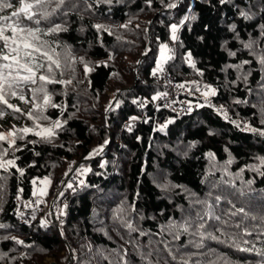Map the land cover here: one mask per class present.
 I'll return each mask as SVG.
<instances>
[{"label":"trees","instance_id":"trees-1","mask_svg":"<svg viewBox=\"0 0 264 264\" xmlns=\"http://www.w3.org/2000/svg\"><path fill=\"white\" fill-rule=\"evenodd\" d=\"M9 2L19 7V0ZM169 3L176 7H167ZM185 16L195 18L181 24ZM52 21L64 30L42 34L39 40L46 42L45 50L59 59L60 67L52 65L53 72L47 73L41 57L45 68L36 85L21 90L25 100L8 97L21 112L0 105V132L13 131L19 137L24 134L17 129L33 128L3 157L15 159L16 167L0 169V223L8 225L0 229V264H46V256L64 264L69 252L61 234L73 252L72 264H182V257L188 264H225L224 257L232 264H258L254 252L230 246L231 234L242 235L243 228L229 227L228 235H222L216 230L222 225L208 213L235 224L243 214L232 217L230 212L244 208L249 214L244 225L257 231L244 236L250 243L241 247H264V236L257 234L261 221L251 219L264 216V167L258 159L264 157V136L245 127L264 128V66L258 60L264 54V0H66ZM96 24L109 31H98ZM172 24L178 26L175 41ZM49 26L48 21L40 24L44 32ZM250 40L257 42L255 54L244 47ZM161 43L168 45L172 57L163 68L177 80L192 90L205 85L216 89L207 99L189 94L198 100L197 108L173 118L165 108L150 104L164 87L161 79L150 78ZM243 61L249 63L242 69L233 67ZM86 66L91 70L86 72ZM39 74L71 81L45 85L51 104L57 105L43 108L47 120L26 115L36 103L43 104V95L31 91L40 86ZM40 114L34 110L35 116ZM55 120L61 127L54 135H35ZM110 132L108 149L77 167L83 184L65 187L57 200L55 211L64 215L59 228L41 211L31 222L21 221L14 209L17 195L32 196L33 180L44 177L41 198L46 204L58 178L77 161L96 155L94 150L108 142ZM7 147V141H0V152ZM198 214L224 243L201 241L191 235L194 228L185 233L168 227L198 223ZM41 220L47 222L45 227ZM195 242L203 247H194Z\"/></svg>","mask_w":264,"mask_h":264},{"label":"snow or ice","instance_id":"snow-or-ice-1","mask_svg":"<svg viewBox=\"0 0 264 264\" xmlns=\"http://www.w3.org/2000/svg\"><path fill=\"white\" fill-rule=\"evenodd\" d=\"M100 2V0H98ZM106 3H112V0H104ZM222 4L227 3V0H220ZM148 3H151V0H148ZM55 4V7L49 11V6ZM66 4V0H19V7L14 9V5L9 2V0H0V13H3L6 9H14L11 11L10 15L4 14L0 15V61H5L6 63H0V105H5L8 109H11L13 112H21V109L16 107V105L9 103L8 97H18L19 100L24 101L25 97L22 93V89L28 85H36L37 84V75L41 73V70L45 68V64L40 62V58L44 57L48 67L47 73H52L53 68L52 65H55L57 68L60 67V61L57 58H53L52 55H49L48 51L45 50V43L39 40L40 35L47 33H57L59 31L64 30L59 23H55L52 21V17L57 13L58 10H63V6ZM169 8L176 7L174 3H169L167 5ZM242 16H247L246 13L241 12ZM195 17L185 16L181 21L183 24L185 21L189 19H194ZM42 21H48L50 26L47 29V32L40 27ZM94 27L99 31H109L108 27L103 24H96ZM121 27H126V25H121ZM234 27V26H233ZM178 26L176 24L171 25V39L175 41L177 39L176 32ZM10 32L11 35H7L6 33ZM111 34V33H110ZM264 34V33H262ZM256 41L250 40L249 42L244 44V47L249 49L253 54H255V45ZM7 50V51H5ZM171 49L167 44L161 43L159 46V56L156 61V68L153 69V75H155L158 71H163V64L171 59ZM38 54V55H37ZM146 54V53H145ZM229 55H235L234 52H229ZM190 59V54H189ZM259 63L264 66V54H261L258 57ZM249 63V61H243L241 64L234 65L236 69H242L244 64ZM91 69L85 67V71H90ZM249 73L243 74V78L247 79V75ZM40 86L37 88L31 89L33 95L42 94L43 95V104L36 103L34 105V109H30L26 115L33 120H47L48 117L43 115V108L45 106L57 107L55 104H51V96L48 94L45 85L49 83H70L71 81H56L51 76L46 74H39L38 76ZM177 87L183 88L184 85H177ZM158 94L154 96L153 99L159 98ZM205 99L210 96L216 95V89L211 86L205 85V91L203 92ZM135 103V101H133ZM240 101H237L239 103ZM39 109L41 114L39 116L34 115V110ZM262 113H264V109H261ZM4 115L3 109H0V116ZM225 117L227 118V113H225ZM135 119V118H133ZM171 123V121H169ZM235 123V121H233ZM264 124V121H261ZM39 127V125H37ZM61 127V122L59 120H55L52 122L51 127L41 128L40 131H36L35 135L42 138H48L54 135V130ZM247 130L257 133L260 136H264V128L256 129L250 128L247 125L245 126ZM17 132H22L24 135H20L19 137L15 136V132L8 131L7 133L0 132V141H7L8 147L3 149L0 152V169L5 171L8 170L9 166L16 167L15 159H4L3 157L8 154V150L13 148L16 144V139L23 140L25 135L30 132H33V128L23 127L21 129H17ZM107 143V141L105 142ZM19 150V149H17ZM94 151H98L94 150ZM211 156V153H209ZM88 158V157H86ZM260 167H264V157H259ZM231 163V160L228 161ZM103 166V165H101ZM254 170L259 171V167L250 166ZM71 170V169H70ZM17 171L23 175V169L17 168ZM87 171V169H84ZM243 171V170H242ZM67 175V173H65ZM261 175H264V172H261ZM249 184L251 181L248 182ZM33 184H35V180H33ZM83 184V181H81ZM71 187V185H68ZM22 191V190H21ZM45 193L41 191L40 195H44ZM33 195H37L36 192ZM63 195V193H61ZM19 198V197H18ZM219 201L220 197L216 198ZM39 203V201H37ZM199 203H206V201H199ZM23 216V213H18ZM240 214L241 216L240 222L233 224L230 220H224L222 216H217L213 212H209L208 215L214 220L220 222L222 227L216 228L217 231H220L222 235H228L225 229L229 227L235 228H243V234L233 233L230 236L232 239V243L230 246L235 247L238 251L241 252H250L255 253L260 257L258 264H264V247L256 248L253 243L251 247H241V243L249 244L250 241L245 240L244 236H251L254 232L257 231L256 227L250 230L244 225V221L249 218V214L245 212L244 208H237L235 211L230 212V216L235 217ZM33 219L35 217L33 216ZM198 223L195 221H185L183 225L178 224H170L168 227L174 231H183L185 233L189 232L190 228H194L195 231L191 233L193 236H199L200 240L203 241L205 238L218 240L219 237L214 235L212 232H209L206 227V222L204 221V217L198 214ZM251 219L256 220L259 219L261 221L258 235L264 236V216L256 217L252 216ZM41 226L45 227L47 222L41 220ZM8 225L0 223V229L7 228ZM130 230H135L132 228V225H128ZM208 227H215L214 225H208ZM143 234V233H142ZM9 237H3V239H8ZM176 238H179L177 235ZM12 240H15L17 244H23L22 240L17 239L16 237H11ZM224 243V241H219ZM194 247L202 248V242H195ZM173 259H176V256L173 255ZM190 259V257H189ZM225 264H232L231 261L227 260L226 257L222 258ZM182 264H188L187 259L181 258ZM215 264V262H213Z\"/></svg>","mask_w":264,"mask_h":264},{"label":"built area","instance_id":"built-area-1","mask_svg":"<svg viewBox=\"0 0 264 264\" xmlns=\"http://www.w3.org/2000/svg\"><path fill=\"white\" fill-rule=\"evenodd\" d=\"M150 78L154 81L161 79L164 83V87L157 91L150 100V104L153 107L165 108L170 117L181 116L183 114L190 113L197 108V102L188 97L190 89L182 81L177 80L168 68H163V71H158L155 75H153L152 72L150 74ZM181 84L184 85L183 88L177 87V85ZM162 93L165 95H160L159 98L153 99L154 96ZM80 179L81 176L74 173L70 177L68 185H77ZM42 188L43 180L41 179L35 184V192L37 195H32L27 198L17 195L14 209L15 211L23 213V216L20 215L21 221L30 222L35 212L38 211L39 205H41L40 203L42 202L40 195ZM37 201H39V203H37ZM63 216V213H60L58 215V220H61Z\"/></svg>","mask_w":264,"mask_h":264},{"label":"water","instance_id":"water-1","mask_svg":"<svg viewBox=\"0 0 264 264\" xmlns=\"http://www.w3.org/2000/svg\"><path fill=\"white\" fill-rule=\"evenodd\" d=\"M151 22H152V21H151ZM150 25H151V23L149 24V28H150ZM149 28H148V30H149ZM149 32H150V31H149ZM149 34H150V33H149ZM150 45H151V40H149V49H150V47H151ZM149 49H148V51L145 52L146 54L149 52ZM145 53H144V54L142 55V57L139 59L138 63H139V62L145 57V55H146ZM135 69H136V71H137V67H136ZM137 79H138V74L136 75V81H137ZM119 93H120V90H119V91L116 93V95L112 98V100H111L109 106L107 107V110H106V111H108V110L111 108V106H112L113 103L115 102V100H116V98H117V96H118ZM112 138H113V134H112V132H110V138H109L108 142L105 143L104 145H102V147L99 149V151L96 153V155H94V156H90V155L86 156V157H88V158L84 157L83 159H81V160L77 161L76 163H74V165L71 167V170L68 171V173H67V175L65 176L63 182L61 183L59 189L57 190V192L54 194L53 198L51 199V204H50V215H51V217H52L53 220H55V217H54V209H55L56 201L59 199L60 194H61V191L64 189V187H65V185H66V182L68 181V179H69V177L71 176V174H72V173L77 169V167H78L80 164H82L83 162H86V161H88V160L93 159L94 157H97V156L102 155L103 152H104L105 150L108 149V147H109V145H110V141H111ZM55 226H56V227H59L58 223L55 222ZM61 237H62L63 240L65 241L66 247H67L68 252H69V259H68V261H67L66 263H64V264H72V262H73V260H74L73 252H72V250H71V248H70V245H69L68 242L66 241V239H65V237H64L63 234H61ZM49 264H57V263H56V262H50Z\"/></svg>","mask_w":264,"mask_h":264},{"label":"rangeland","instance_id":"rangeland-1","mask_svg":"<svg viewBox=\"0 0 264 264\" xmlns=\"http://www.w3.org/2000/svg\"><path fill=\"white\" fill-rule=\"evenodd\" d=\"M152 21V20H151ZM151 21H150V23H151ZM149 23V24H150ZM151 46V45H150ZM159 55V54H158ZM205 91V86H202V87H198V88H194V90L192 91V93L194 92V94L195 95H198V96H200V97H204V95H203V92ZM200 94V95H199ZM51 127V126H50ZM44 128H46V127H44ZM100 147H102V145L100 146ZM99 147V148H100ZM65 176L66 175H62V176H60L59 178H58V180L56 181V183H55V185H54V191H53V194H52V196L50 197V199L49 200H47V202H46V204H45V207H44V213H49V207H50V204H51V199L53 198V196H54V194L57 192V190L59 189V187H60V185H61V183L63 182V180H64V178H65ZM63 192V191H62ZM57 202V201H56ZM62 207H64L65 208V205H63ZM54 213H55V216L56 217H58V215L60 214V213H62V212H56L55 210H54ZM49 215V214H48ZM60 221V220H59ZM59 221H57V223L59 222ZM52 222V221H51ZM74 256V255H73ZM44 261L46 262V264H49L50 262H55V259H54V257H51V256H46L45 258H44ZM68 261V260H67Z\"/></svg>","mask_w":264,"mask_h":264}]
</instances>
